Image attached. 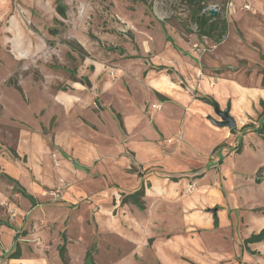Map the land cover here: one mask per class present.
Wrapping results in <instances>:
<instances>
[{
	"label": "rangeland",
	"instance_id": "374dc122",
	"mask_svg": "<svg viewBox=\"0 0 264 264\" xmlns=\"http://www.w3.org/2000/svg\"><path fill=\"white\" fill-rule=\"evenodd\" d=\"M58 1L65 18L56 12L57 0H7L6 12L1 15L0 225L13 228L18 241L30 244L27 254L37 250L35 254L43 257L44 264H63L56 250L61 243L59 235L56 237L58 231L66 233L68 264H84V254L90 248L93 264H264V254L251 257L241 249L243 237L264 222V216L256 217L264 215V207H228L234 204L233 195L228 193L240 187L238 177H244L243 184L249 185V179L258 176L255 168L264 165L260 136L254 135V140L247 136L250 148L243 151L241 138L248 132L237 126L233 131L224 127L223 144L242 172H234L231 178L218 174V161L201 165L196 159L199 167L193 162L185 170L169 173L159 171L158 166L143 171L132 164L129 139L135 136L134 130L142 132L148 127L151 112L161 108L151 82L165 76L179 92L198 93L190 82L195 68L187 66L191 75H184L180 81L176 73L181 71V62L173 55L171 61L166 58V50H172L166 35L176 47L186 43L187 50L195 54L213 45L195 35L185 4L173 0H146L144 4L136 0ZM228 1L211 0L208 7L215 6L227 19L231 8ZM51 28L55 35L49 33ZM67 42L76 44V50L71 51ZM112 47L125 53L109 50ZM180 57L193 65L188 57ZM161 65L172 71L149 70L142 75L146 68ZM83 77L89 79L91 87L81 83ZM113 111L121 115L125 133L118 130ZM161 114H167L168 118H163L169 120L173 111L165 108ZM212 115L213 120H220ZM205 119L209 126L218 127L210 117ZM263 121L261 116L259 123ZM181 127L175 134H182ZM201 128H189L191 132L201 130L200 146L209 140ZM174 135L166 139L167 145L176 144ZM239 142L241 152L237 153ZM208 170H214L224 183L230 181L232 191L227 190L221 210L216 212L220 230L206 234L207 238L200 235V241L177 210L157 215L159 206L150 199L142 212L132 204H121V194L131 193L125 185L131 173L141 175L145 183L151 176L168 182L187 179L189 187L182 195H189L197 176H204ZM3 173L17 179L39 204L31 208ZM259 177L262 181L264 167ZM257 195L260 193L252 196L256 201ZM166 197L164 194L163 206L167 205ZM177 229L183 232L171 233ZM156 231L165 232L158 233L168 242L161 246L163 254L159 242H147ZM28 234V240H22Z\"/></svg>",
	"mask_w": 264,
	"mask_h": 264
},
{
	"label": "crops",
	"instance_id": "0c3cea01",
	"mask_svg": "<svg viewBox=\"0 0 264 264\" xmlns=\"http://www.w3.org/2000/svg\"><path fill=\"white\" fill-rule=\"evenodd\" d=\"M231 1L233 6L228 10L227 34L224 40L218 44H214L210 40L213 45L209 46L208 50L199 54L192 53L190 50H187L189 48H187L186 43L179 44L178 47H176L171 43L169 36L166 35L170 40V48H172V50H166L168 51V56H166V58L168 57L167 59L171 61L172 59L170 56L173 55L176 57L175 60L181 62V71L176 73L180 81L184 75H191L186 69L187 66L195 68L196 72L194 75L192 74L193 77L190 82L193 90H196L198 93L193 91L192 95H189L185 92H179L177 86L165 76L151 82V85H153L152 87L156 90L154 99L161 105V108L158 111L151 112L152 123L149 124L148 127H144L142 132H136V130H134L135 136L129 139L128 142V149L132 152L134 158L132 164L138 166L143 171H146L149 166H158L159 168L157 169L164 173L185 170L190 166L189 164L195 163L197 159L201 161V165H205L208 161H210L209 163L218 161V174L222 177L229 176V178H231L234 172H241L237 167V163L236 165L232 163L233 161L230 158L231 154L229 153L228 146L223 144L226 143V127H213L209 126L206 122L205 118L209 117L210 122L213 124L221 120L217 121L211 118L213 117L212 114L215 113L214 107L196 99L197 96L211 97L216 102V107H218L220 111L228 110V115L234 120L235 127L237 126L238 129L246 124L252 123L250 130H254V125L258 126L259 124L258 115L262 112L260 104L261 102L264 103V85H262V72L264 70V0ZM245 4H248L252 10H242L241 8ZM6 5L7 0H0V20L1 15L6 12ZM181 55L191 59L193 65L189 64L188 61H182L180 59ZM165 67L170 69V72L172 71L171 68ZM177 68H180V66ZM149 70L155 69L146 68L142 75L145 76ZM195 75H197V79H195ZM159 95L167 98L168 101L159 100ZM170 97L174 99L171 100ZM165 108L173 111V116H171L169 120H166L168 118L167 114L163 116L161 114L162 110ZM116 114L119 115L122 123V128L119 123H117L118 130L125 133L121 115L114 112L115 116ZM216 115L218 116V114ZM180 122H182V124H180ZM179 126H182V134H175ZM198 126L202 127L201 129H203L209 137L208 142L202 146H200L198 141L201 130H196L194 132L189 130V128ZM245 132L248 133L244 134L241 138L243 151L246 150V147L250 148L251 142L247 140V136L252 137L251 140H254V135H257L253 131L246 130ZM173 135L175 136L176 144L167 145L166 139ZM179 135H182L180 141L176 140ZM255 144L257 147L259 145L261 146V144L257 142ZM166 152H169V154ZM221 160H223V163ZM199 165L200 164L197 165L196 161L193 166L199 167ZM260 167H264V165H259L255 168V171L257 172ZM208 168L212 167L209 166ZM158 173L163 174L160 172ZM129 176L132 177L126 180L125 185H128L130 192L136 190L141 182L144 183L145 186L143 198L144 209L139 210L135 207L138 212L145 210L147 205L146 200L150 199V202L154 201L156 205L159 206L156 210L157 215H162V212H169L171 209L180 212V216H184V223H187V228L194 231V233L191 234L196 236L199 241L202 237L200 235L211 234L220 230L218 226L214 227V217L218 220L216 212L217 210H221L220 205L224 200V196L227 195V190L232 191L230 190L232 184L228 180L224 183L225 181H223V179L216 177L214 170H208L205 172L204 176H198L199 178H196L191 184L193 185V189L189 195H182V190L186 188V186L189 187V180L187 179L180 182H178V180L175 182L172 180L168 182L166 179L151 176L147 178L148 183H145L142 176L139 174L137 176L131 173ZM15 180L18 181L17 179ZM237 180H239L238 185L240 187L228 193L233 195L232 200L234 201V204L228 207L234 209L240 205L246 210L264 207V178L258 184L255 183V179H252V181L249 179L252 185H250L251 183L248 185L247 182H244L246 184L244 185L243 181L245 179L242 176L238 177ZM18 183L25 189L28 195L34 198L38 205L39 203L36 198L28 193L26 188L19 181ZM149 183L152 184L151 187ZM235 185H237L236 182ZM247 188L250 191H247ZM165 189L168 191L164 193ZM254 192L257 194L260 193V195H257V201L252 197ZM164 194L168 196L165 198L166 201H168L166 206L161 204ZM19 195L23 197L21 194ZM25 199L30 203L27 198ZM236 200L239 201V204ZM254 201L256 202L255 204H253ZM173 204L175 206L172 208L171 206ZM30 206L31 208L36 207H33L31 203ZM246 210L245 212H247ZM183 211L185 212L182 213ZM248 213L252 212L248 211ZM257 216L264 215H256V217ZM263 227L264 222H261L252 233L258 232ZM162 230L164 231V228ZM174 232L182 233L183 230L177 229L171 231V233ZM158 233L164 234L165 232L156 231L154 235L147 237V242L150 243L153 241L155 245L159 242L160 251L161 254H163V247L161 246L168 242L165 243ZM221 233L222 232H220V234ZM0 234V264H44L43 257L35 254L37 250L30 256L27 254L26 247L30 244L18 241L17 234H15L13 228L1 224ZM250 234L245 235L243 238L248 237ZM58 235L60 237L59 231L56 232V237H58ZM205 235H203V238ZM224 236L225 235H222L221 238L223 241H226ZM28 237H30V234L22 240H28ZM177 237L178 236H175V238ZM180 238H177V240ZM168 240L171 243L172 240L170 238H168ZM17 244L20 248V257L18 259H8V256L14 252ZM248 248L257 252L256 255L264 254V242L248 245ZM241 249L243 248L241 247ZM252 256L254 255H251V257ZM215 257L217 256L215 255ZM247 259H249V257Z\"/></svg>",
	"mask_w": 264,
	"mask_h": 264
},
{
	"label": "trees",
	"instance_id": "16d2710c",
	"mask_svg": "<svg viewBox=\"0 0 264 264\" xmlns=\"http://www.w3.org/2000/svg\"><path fill=\"white\" fill-rule=\"evenodd\" d=\"M136 1H140L141 3H146V0H136ZM173 1H178L181 3H184L186 6V9L188 10V20L190 21V23H192L196 30H195V34L198 38L200 37H205L209 40H211L214 44H218L221 41L224 40L226 34H227V19L226 16L224 15V13H221L220 10L218 11V16L217 17H213L211 15H209L206 11V9L209 6V3L211 0H173ZM56 12L59 16H61L62 18H65V11H64V7L60 4V2L57 0L56 2ZM57 21V20H56ZM50 34L55 35L56 34V30L51 28L48 30ZM166 41L170 40L168 39V37H165ZM66 45L68 46V48L71 51H75L76 47L74 43L72 42H67ZM109 50H117L118 53L120 54H124V50L122 48H109ZM128 59H134L135 56H125ZM155 70L160 71V70H164L166 69L167 72H170V69L166 68L165 66H158V67H154ZM263 78H262V85H264V70L262 72ZM81 83L83 85H85L86 87H90V82L88 80V78L83 77L81 78ZM17 91L21 92L20 88H16ZM159 100L161 101H168L167 98L162 97V96H158ZM196 99L201 100L202 102L209 104L213 107H216L217 104L216 102L211 98V97H207V96H197ZM95 103L97 104V99H95ZM261 107H262V112L261 114L258 115V121L259 118L262 116L264 118V103L261 102ZM116 119L120 125V127L122 128V123L120 121V117L118 114H116ZM260 124V123H259ZM254 128V130H250L251 128V124H246L241 128V131L245 132L247 131H253L254 133H256L258 136H260V138L264 141V121L259 125ZM235 128L230 129V131H233ZM241 142L238 143V145L236 146V152L240 153L241 152ZM263 170V167L258 168L256 174L258 175L255 178V183H260L261 179L259 177V174L261 173V171ZM2 176L7 179V181L12 185V188L14 190V192H17L19 194H21L23 197L27 198L31 205L34 207L37 205L36 201L34 200V198L30 195H28L25 191V189L23 187L20 186V184L18 183V181H16L15 179L11 178L10 176H8L7 174H2ZM197 178H199L197 176ZM172 181H177L176 179H171ZM144 194H145V186L144 183L141 182V184L139 185V187L134 190L131 193L128 194H121V204H132L134 205L137 209L139 210H143L144 209ZM214 227L218 226V220L216 217H214ZM60 244L57 245V254L58 257L60 258V260L62 261L63 264H68V258H67V237H66V233L65 231L60 233ZM264 242V227L262 229H260L258 232L256 233H251L248 237H246L245 239H243L242 241V248L243 250H245L246 252H248L251 255H256L257 252L252 251L248 248V245L251 244H256V243H262ZM20 257V248L19 245H16V248L14 250L13 253H11L8 256V259H18ZM92 250L91 248L88 249L85 254H84V264H93L92 262Z\"/></svg>",
	"mask_w": 264,
	"mask_h": 264
},
{
	"label": "water",
	"instance_id": "95a60500",
	"mask_svg": "<svg viewBox=\"0 0 264 264\" xmlns=\"http://www.w3.org/2000/svg\"><path fill=\"white\" fill-rule=\"evenodd\" d=\"M207 13L213 17L218 16V11L214 8H207ZM214 111L218 116L220 117V121L214 123L217 126L220 127H226L228 129H232L235 127V122L234 120L228 115V110L225 111H220L218 107H214Z\"/></svg>",
	"mask_w": 264,
	"mask_h": 264
},
{
	"label": "built area",
	"instance_id": "2783aa9c",
	"mask_svg": "<svg viewBox=\"0 0 264 264\" xmlns=\"http://www.w3.org/2000/svg\"><path fill=\"white\" fill-rule=\"evenodd\" d=\"M227 6L232 8L233 3H232L231 0L228 1ZM208 8H214V9H216L215 6H210V7H208ZM243 9H245V10H250L251 8H250V6H249L248 4H245V5H243ZM206 10H207V9H206ZM216 10H217V9H216ZM157 107L159 108V106H157ZM0 244H1V234H0Z\"/></svg>",
	"mask_w": 264,
	"mask_h": 264
}]
</instances>
